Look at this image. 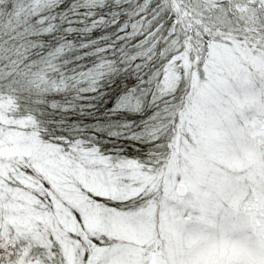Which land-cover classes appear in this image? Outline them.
Here are the masks:
<instances>
[{
	"label": "snow or ice",
	"instance_id": "obj_1",
	"mask_svg": "<svg viewBox=\"0 0 264 264\" xmlns=\"http://www.w3.org/2000/svg\"><path fill=\"white\" fill-rule=\"evenodd\" d=\"M150 8L165 104L142 158L45 136L25 102L46 71L0 67V264H264V0Z\"/></svg>",
	"mask_w": 264,
	"mask_h": 264
},
{
	"label": "trees",
	"instance_id": "obj_2",
	"mask_svg": "<svg viewBox=\"0 0 264 264\" xmlns=\"http://www.w3.org/2000/svg\"><path fill=\"white\" fill-rule=\"evenodd\" d=\"M27 1L0 0V67L19 58L33 72L46 71L47 86L25 102L45 136L113 157L145 156L165 104L158 95L164 45L149 54L142 27L156 0H49L25 12ZM95 69L102 72L94 81L79 78Z\"/></svg>",
	"mask_w": 264,
	"mask_h": 264
},
{
	"label": "rangeland",
	"instance_id": "obj_3",
	"mask_svg": "<svg viewBox=\"0 0 264 264\" xmlns=\"http://www.w3.org/2000/svg\"><path fill=\"white\" fill-rule=\"evenodd\" d=\"M48 1L49 0H39V1L30 0V1H27L21 5L22 6L21 10H25V12L35 11L38 6L44 5ZM101 72H102V69H101ZM101 72H100V70L95 69L93 71L84 73L79 78L80 79H87L88 81H94L95 79H97L101 75ZM161 85H162V81H161L160 86L158 88V95H160V97H161ZM126 100H128V99H126ZM163 101H165V100L163 99ZM122 103H124V101ZM125 103H127V104H125ZM125 103L124 104L126 105V107H130V108L133 107L132 104H129L128 102H125ZM199 182L206 184L207 192L205 194H208L211 191L221 192L224 190L222 178L219 175H217L216 172H214L210 168H205L203 170L201 177L199 178ZM230 254H233V253L229 252V250L221 249V250H213L209 254V256H210V258H215L216 256H226V255H230Z\"/></svg>",
	"mask_w": 264,
	"mask_h": 264
}]
</instances>
